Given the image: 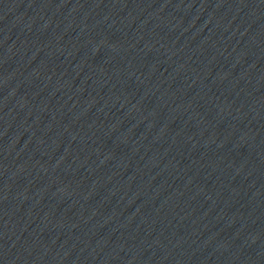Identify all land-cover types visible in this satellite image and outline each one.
<instances>
[{
	"label": "water",
	"instance_id": "water-1",
	"mask_svg": "<svg viewBox=\"0 0 264 264\" xmlns=\"http://www.w3.org/2000/svg\"><path fill=\"white\" fill-rule=\"evenodd\" d=\"M0 264H264V0H0Z\"/></svg>",
	"mask_w": 264,
	"mask_h": 264
}]
</instances>
